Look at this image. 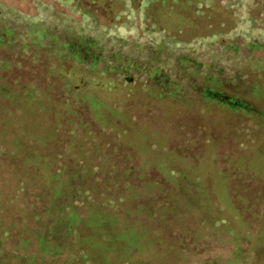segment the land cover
I'll return each mask as SVG.
<instances>
[{"label":"trees","instance_id":"16d2710c","mask_svg":"<svg viewBox=\"0 0 264 264\" xmlns=\"http://www.w3.org/2000/svg\"><path fill=\"white\" fill-rule=\"evenodd\" d=\"M64 17L29 16L0 4V264H140L139 256L162 244V232L184 228L193 215L200 235L211 223L216 232L217 226L235 232L214 209L197 171L180 170L179 157L149 136L153 130L135 114L175 130L199 127L210 146L217 142L212 131L257 146L255 159L263 166L264 54L254 50L264 52V41L249 35L246 52L230 44L210 63L192 55L161 60L164 45H134L129 26L99 31L90 15L77 30ZM161 38L169 47V38ZM111 95L120 99L116 106L107 103ZM65 121L74 122L72 136L60 145L57 131ZM107 138L116 151L128 148L130 159L144 155L135 173L107 167L112 154L105 166L99 161ZM154 165L171 188L144 180ZM137 227L138 248L131 251L132 237L122 241L121 234ZM229 262L264 264V248L257 244L247 258L235 249Z\"/></svg>","mask_w":264,"mask_h":264},{"label":"rangeland","instance_id":"374dc122","mask_svg":"<svg viewBox=\"0 0 264 264\" xmlns=\"http://www.w3.org/2000/svg\"><path fill=\"white\" fill-rule=\"evenodd\" d=\"M0 4L29 16L50 18L53 13L63 14L64 19L68 18L66 20L71 21L77 30L82 28L80 23L89 20L90 15L101 24L99 31L106 28L120 30L124 25L129 26L133 28L132 35L136 38L134 45L141 43V46L147 44L155 48L164 45L161 60L169 59V55L171 61L192 55L198 61L210 63L216 61L214 53L223 52L230 44L238 45L243 53L250 37L264 41V0H0ZM158 29L162 30L161 33ZM214 32L222 36L216 38ZM163 36L169 38V47L161 38ZM174 38L179 42L174 43ZM105 46L110 49L112 45L106 43ZM263 54L261 50H254L257 57ZM131 59L142 65L149 64L145 57L132 56ZM222 61L226 62L224 65L231 62ZM31 79L29 77L24 81ZM109 97L107 103L112 106H116V100L120 101L114 95ZM123 104L126 108V102ZM141 114L137 112L135 117L153 130L148 135L158 137L163 148L179 157L178 163L185 166L178 168L190 175L192 171H197L196 176L205 185L214 209L226 218V223L235 232L222 230V226H217L219 232H216L211 229V223L204 226V234L200 235L197 231L200 224L194 215L189 216L184 228L162 232V244H156L157 251L149 248L146 255L139 256L143 259L140 264H231L229 260L235 249L242 250L247 258L257 244L261 243V248H264V165L255 159L257 146L250 149L248 145L232 140L231 136L219 138L213 131L211 136L217 142L215 146H210L207 132L199 127L175 130L154 120V117ZM53 115L50 116L52 119L55 117ZM64 123L63 128L57 131L56 138L60 145L62 138L69 141L72 136L74 122ZM92 128L95 131L99 129L97 124ZM82 133L75 134L81 136ZM94 136L98 138L99 134L95 133ZM110 141L112 143L109 144ZM102 147L107 152L102 153L99 161L105 166L108 155L112 154L107 166L111 169L123 172L132 168L133 174L137 165L143 164V154L134 153L130 159L126 154L129 149L120 147L116 151L112 138L103 141ZM150 159L147 158L146 162ZM144 174L146 181H163L161 183L166 188L172 187L171 183L165 181V173L156 165L153 169L146 167ZM224 175L226 181L222 180ZM118 222L116 220V226ZM220 222L226 225L222 218ZM88 226L94 228L97 225L91 222ZM139 227L129 230L131 234H121L122 241L132 237L131 251L138 248L136 234ZM140 247H144L141 250L145 254L146 244Z\"/></svg>","mask_w":264,"mask_h":264}]
</instances>
